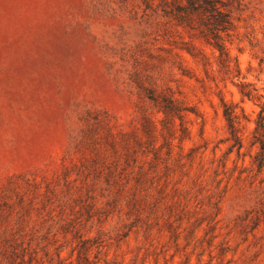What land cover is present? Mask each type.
Masks as SVG:
<instances>
[{
  "label": "rangeland",
  "instance_id": "rangeland-1",
  "mask_svg": "<svg viewBox=\"0 0 264 264\" xmlns=\"http://www.w3.org/2000/svg\"><path fill=\"white\" fill-rule=\"evenodd\" d=\"M175 1L0 0V264H264V0Z\"/></svg>",
  "mask_w": 264,
  "mask_h": 264
},
{
  "label": "trees",
  "instance_id": "trees-1",
  "mask_svg": "<svg viewBox=\"0 0 264 264\" xmlns=\"http://www.w3.org/2000/svg\"><path fill=\"white\" fill-rule=\"evenodd\" d=\"M177 0L175 2H179ZM194 15L204 16L206 21L204 22L205 34L204 37L208 43L219 49L223 50L222 34L227 33L231 29L230 15L227 11V5L221 0H187V4H183L179 10V15L176 17L179 25L191 23V18ZM244 97L250 98L249 94L241 91ZM225 107L224 117L228 122V129L230 132V138L228 141H233V144L228 149L227 154L231 155L235 150L238 156H243L241 153L243 149V140L239 130V118L235 113L233 106H228L223 102ZM258 137H264V116L262 115L256 122V128L254 130V138L256 139L255 145L260 141ZM262 152L256 156V159L260 163V167L264 166V141H260Z\"/></svg>",
  "mask_w": 264,
  "mask_h": 264
}]
</instances>
